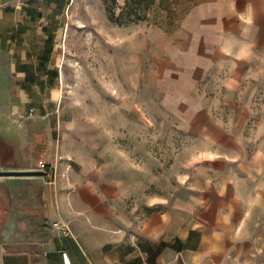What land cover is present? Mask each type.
I'll return each instance as SVG.
<instances>
[{
  "label": "crops",
  "instance_id": "0c3cea01",
  "mask_svg": "<svg viewBox=\"0 0 264 264\" xmlns=\"http://www.w3.org/2000/svg\"><path fill=\"white\" fill-rule=\"evenodd\" d=\"M68 1L0 0V145L15 143V164L2 170L37 169L27 156L32 150L54 174L7 177L13 179L0 200V264H264V147L207 156V166L187 170L169 198L147 205L154 209L138 224L115 179L64 151L49 98L58 78L52 38ZM257 1L197 0L183 21L179 50L194 66L188 104L203 118L191 125L206 140L228 138L232 123L213 117L197 87L227 60L264 58V7ZM32 108L35 116L18 125L16 116ZM257 128L253 138L264 144V119ZM20 151L27 162L19 163ZM55 221L70 233L55 229Z\"/></svg>",
  "mask_w": 264,
  "mask_h": 264
},
{
  "label": "rangeland",
  "instance_id": "374dc122",
  "mask_svg": "<svg viewBox=\"0 0 264 264\" xmlns=\"http://www.w3.org/2000/svg\"><path fill=\"white\" fill-rule=\"evenodd\" d=\"M126 1H68L54 33L51 66L58 78L49 99L57 106L64 151L115 179L138 224L154 209L147 205L169 198L187 170L207 166V156L264 147L253 138L264 119V58L243 64L227 60L212 70L213 78L199 83L213 117L232 123L228 138L206 140L198 134L202 129L191 125L202 115L188 104L194 66L179 50L186 35L183 21L197 1L172 0L163 7L158 0L145 19L134 21L122 16ZM257 3L264 7V0ZM106 44L113 46L110 51ZM27 119H18V125ZM239 119L247 120L243 127H236ZM245 138L249 142L243 143ZM7 141L11 149L15 143ZM31 151L27 156L39 165L42 153ZM19 153V163L27 162ZM5 162L15 164L11 150ZM12 179L0 177V200Z\"/></svg>",
  "mask_w": 264,
  "mask_h": 264
},
{
  "label": "trees",
  "instance_id": "16d2710c",
  "mask_svg": "<svg viewBox=\"0 0 264 264\" xmlns=\"http://www.w3.org/2000/svg\"><path fill=\"white\" fill-rule=\"evenodd\" d=\"M158 0H127L126 10L123 12L122 16H125L128 21L142 20L146 17V12L150 9ZM161 5L164 7L165 3L168 6L172 0H160ZM193 3L197 0H191ZM166 6V8H167ZM190 9V8H189ZM124 17V18H125ZM114 19V15H111ZM54 37L52 38L53 41ZM10 149L0 145V161L6 164V159L9 156Z\"/></svg>",
  "mask_w": 264,
  "mask_h": 264
},
{
  "label": "built area",
  "instance_id": "2783aa9c",
  "mask_svg": "<svg viewBox=\"0 0 264 264\" xmlns=\"http://www.w3.org/2000/svg\"><path fill=\"white\" fill-rule=\"evenodd\" d=\"M36 114L35 109H30L29 112L27 114H18L17 117L20 120H23L25 118H30V117H34ZM72 165L71 163H68V168H71ZM38 170H43L46 172V176L48 177H53L54 174L52 172L51 169H49V165L47 163H45L43 160L39 161V167L37 168ZM52 226L57 229L60 230L62 234H69L70 233V228L69 225L65 222H61V221H55L53 222Z\"/></svg>",
  "mask_w": 264,
  "mask_h": 264
},
{
  "label": "water",
  "instance_id": "95a60500",
  "mask_svg": "<svg viewBox=\"0 0 264 264\" xmlns=\"http://www.w3.org/2000/svg\"><path fill=\"white\" fill-rule=\"evenodd\" d=\"M46 172L38 169L31 170H0V177H30L45 176Z\"/></svg>",
  "mask_w": 264,
  "mask_h": 264
},
{
  "label": "bare ground",
  "instance_id": "6f19581e",
  "mask_svg": "<svg viewBox=\"0 0 264 264\" xmlns=\"http://www.w3.org/2000/svg\"><path fill=\"white\" fill-rule=\"evenodd\" d=\"M111 47H113L112 45H110V44H106V46L104 47L106 50H108V51H110L112 48Z\"/></svg>",
  "mask_w": 264,
  "mask_h": 264
}]
</instances>
